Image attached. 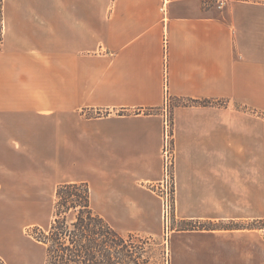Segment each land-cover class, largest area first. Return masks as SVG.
Returning a JSON list of instances; mask_svg holds the SVG:
<instances>
[{"label": "crops", "instance_id": "0c3cea01", "mask_svg": "<svg viewBox=\"0 0 264 264\" xmlns=\"http://www.w3.org/2000/svg\"><path fill=\"white\" fill-rule=\"evenodd\" d=\"M168 97L175 219L264 217V0H4L6 211L42 213L59 183L86 181L118 231L157 232ZM222 230L256 229L175 241L203 264Z\"/></svg>", "mask_w": 264, "mask_h": 264}, {"label": "trees", "instance_id": "16d2710c", "mask_svg": "<svg viewBox=\"0 0 264 264\" xmlns=\"http://www.w3.org/2000/svg\"><path fill=\"white\" fill-rule=\"evenodd\" d=\"M4 0H0V45L3 42ZM192 102H195L194 100ZM203 100L201 103H211ZM200 229H256L264 232V217L252 221H207ZM200 223V222H199ZM223 223V224H222ZM31 236L44 246V264H147L141 237L122 234L91 206L86 181L56 186L51 220ZM140 241L141 244L137 242ZM0 264H7L0 256Z\"/></svg>", "mask_w": 264, "mask_h": 264}, {"label": "rangeland", "instance_id": "374dc122", "mask_svg": "<svg viewBox=\"0 0 264 264\" xmlns=\"http://www.w3.org/2000/svg\"><path fill=\"white\" fill-rule=\"evenodd\" d=\"M168 105L171 112L169 97ZM53 198L52 196L51 199L48 198L45 203L41 204L43 205L42 213L16 215L6 211L5 199L0 198V256L7 264H44V246L37 242L30 233L36 226H41L40 228L48 226L52 217ZM34 219H38L39 222L37 220L35 224L30 223ZM204 224L207 225L208 222L175 219L171 204L168 216L166 220L162 219L157 232L121 230V233L124 235L132 233L141 237L143 241L146 240L143 246L145 255L148 256L147 264H195L191 260L193 251L189 242L182 239L175 241V239L179 238L177 237L179 230H199ZM218 234L220 248L217 250L210 246L206 251L209 259L203 264H264V232L262 230H222ZM137 243L141 244L140 241ZM213 258L214 261H212ZM216 258L220 261L217 262Z\"/></svg>", "mask_w": 264, "mask_h": 264}, {"label": "built area", "instance_id": "2783aa9c", "mask_svg": "<svg viewBox=\"0 0 264 264\" xmlns=\"http://www.w3.org/2000/svg\"><path fill=\"white\" fill-rule=\"evenodd\" d=\"M230 0H211L212 5L217 9H223ZM164 117V143L162 147V176L160 180L152 183L151 189L160 197L163 218H167L170 205L174 201V152H173V131L170 107L167 102L163 107Z\"/></svg>", "mask_w": 264, "mask_h": 264}]
</instances>
